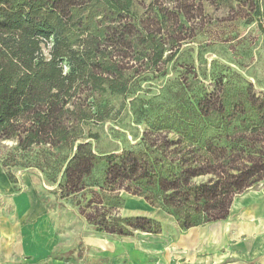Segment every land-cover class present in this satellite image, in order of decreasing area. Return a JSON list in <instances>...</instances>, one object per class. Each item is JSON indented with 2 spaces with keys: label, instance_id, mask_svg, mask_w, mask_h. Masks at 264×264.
I'll return each mask as SVG.
<instances>
[{
  "label": "trees",
  "instance_id": "trees-1",
  "mask_svg": "<svg viewBox=\"0 0 264 264\" xmlns=\"http://www.w3.org/2000/svg\"><path fill=\"white\" fill-rule=\"evenodd\" d=\"M216 1L155 0L160 9L171 5L173 11L161 9L147 20L137 0H0V141H16L20 152L68 149L52 180L63 173L61 190L67 197L80 194L105 162L111 192L131 193L133 184L143 182L157 187L158 194L145 200L155 206L162 197L161 206L181 231L225 221L234 198L264 181V93L255 94L251 84L230 113L219 97L199 103L201 115L216 123L210 131L216 133L203 143L207 157L198 155L200 149L181 150L180 140H167L161 157L147 150L100 157L89 141L97 135L82 134L83 125L110 116L107 107L94 109L96 95L134 94L148 79L144 67L160 72L166 52L173 57L187 40V24L200 21L206 3ZM141 56L147 60L137 61ZM226 121L238 123L239 133L230 142L219 131ZM201 176L210 178L196 183ZM9 177L18 182L10 172ZM93 200L99 212L102 203ZM82 214L97 231L118 237L162 230L149 218L111 221L105 214Z\"/></svg>",
  "mask_w": 264,
  "mask_h": 264
},
{
  "label": "rangeland",
  "instance_id": "rangeland-1",
  "mask_svg": "<svg viewBox=\"0 0 264 264\" xmlns=\"http://www.w3.org/2000/svg\"><path fill=\"white\" fill-rule=\"evenodd\" d=\"M137 1L141 18L147 20L158 11H173L171 5L169 10H161L154 5L155 0ZM187 27V40L178 53L168 58L171 52H166L160 72L145 66L148 79L134 89V94L95 96L94 109L107 107L110 116L102 122L83 125L82 134L88 136L90 131L97 135L96 140L89 141L100 157L141 150L153 152V158L161 157L167 140H180L181 150L200 149L198 155L207 157L203 143L216 133L210 132L216 123L201 115L199 103L206 97H219L230 113V106L238 101L240 92H247L250 84L255 94L264 93V0L208 2L203 18ZM143 59L146 58L141 56L137 61ZM237 125L236 121H226L225 128L221 126L219 131L228 135L226 142L239 133ZM16 145L13 140L0 141V158L7 160L6 168L19 179L13 196L16 202L0 197V247L5 246L4 226L9 220L14 229L10 246L16 249L10 261L0 255V264H175L179 260L170 257V251L180 249L179 238L187 231H181L176 218L161 206L162 197L155 206L145 200L147 194H158L157 187L143 182L133 184L131 193L111 192L105 177L107 165L101 162L87 178L86 188L67 197V190H61L63 173L56 183L52 180L69 150L35 147L20 152ZM209 178L201 176L194 181L203 183ZM29 197L33 212L25 214L22 212ZM93 199L102 203L99 212ZM83 210L105 214L111 221L149 218L160 223L162 230L159 234L134 231L127 237L104 234L88 223ZM215 224L237 232L232 246L242 241L239 233H264V181L234 198L228 219L198 227ZM247 240L251 250L254 240ZM226 248L227 243L218 246V253Z\"/></svg>",
  "mask_w": 264,
  "mask_h": 264
},
{
  "label": "crops",
  "instance_id": "crops-1",
  "mask_svg": "<svg viewBox=\"0 0 264 264\" xmlns=\"http://www.w3.org/2000/svg\"><path fill=\"white\" fill-rule=\"evenodd\" d=\"M18 185L19 179L17 183H13L10 180L9 171L0 158V197L13 199L16 202L13 196L17 193ZM25 202H27L26 208H24L22 213L26 214L30 211L32 214L33 201L31 197L27 198ZM13 212L15 211L13 210ZM4 229L7 234L5 235L6 239H4L5 246L0 247V255H3L7 261H10L14 257L16 249L13 245H11L12 248L10 246V237L14 229L11 228L9 220L6 221ZM248 232L249 234L239 233L242 241L232 246L231 243L237 239L238 234L236 231H231L230 228L217 224L192 228L180 236L177 245L180 249L176 250V253L170 251V257H176L175 261L179 259L175 264H264V253H262L264 251V233L261 231L259 233ZM248 237L254 240L255 244L253 248H250L251 250L248 249ZM136 241L138 244V239ZM226 243L228 248L218 253V246H224ZM175 248L177 249V247ZM162 264H166L165 261Z\"/></svg>",
  "mask_w": 264,
  "mask_h": 264
},
{
  "label": "bare ground",
  "instance_id": "bare-ground-1",
  "mask_svg": "<svg viewBox=\"0 0 264 264\" xmlns=\"http://www.w3.org/2000/svg\"><path fill=\"white\" fill-rule=\"evenodd\" d=\"M252 194H255V193H252ZM239 199V198H238ZM238 201V200H237ZM243 201V200H242ZM246 201V200H245ZM239 202V201H238ZM260 203V202H259ZM39 226V225H38ZM34 237H36V236H34ZM141 238H143V237H141ZM144 239V238H143ZM151 240V239H150ZM152 241V240H151ZM47 242V241H46ZM140 242V241H139ZM156 243V242H155ZM40 244V243H39ZM50 247V246H49ZM48 246H47V248H49ZM43 248H44V246H43Z\"/></svg>",
  "mask_w": 264,
  "mask_h": 264
}]
</instances>
